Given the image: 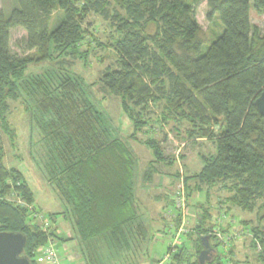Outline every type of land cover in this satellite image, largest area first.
Here are the masks:
<instances>
[{"label": "trees", "instance_id": "16d2710c", "mask_svg": "<svg viewBox=\"0 0 264 264\" xmlns=\"http://www.w3.org/2000/svg\"><path fill=\"white\" fill-rule=\"evenodd\" d=\"M16 3L9 14L0 10V232L25 234L24 255L32 264H41L35 259L40 247L58 237L56 228H44L31 218L29 207L38 209L30 184L18 167L5 163L3 136L13 145L18 138L10 116L12 102L19 99L42 135L44 177L65 206L47 216L55 226H59L58 215L69 220L83 264H141L138 253L144 245L149 258L147 247L152 241L169 231L175 239L181 227L182 212L175 210L168 216L165 211L161 232L155 236L136 205L138 156L118 134L86 78L70 69L71 61L89 62L94 47L88 44L95 38L88 37L91 30L86 24L96 14L110 28L108 40L97 41V47L112 48L116 54V66L105 68L99 84L102 92L120 98L122 110L132 122L128 137L150 149L152 166L165 161L173 164L161 140L139 138L153 120L151 103L165 102L163 123L187 120L193 125L188 137L212 140L215 151L202 154L201 169L186 176L189 208L193 193L202 192L204 186L208 197L217 186L230 192L225 198L228 211L238 208L257 216L252 247L259 246L258 260L264 264V116L255 105L264 91V37L251 22V7L264 14V0H207L209 18L219 17L224 29L206 52L196 0ZM58 11L62 17L54 27L52 18ZM15 27L27 31V48L36 58L12 52ZM85 44L87 48H83ZM42 62H55L56 67L41 73L29 70ZM217 124L220 129L215 132ZM152 179V172L146 171L144 183L148 185ZM191 180L196 182L194 186ZM166 200L164 207L174 208V200ZM196 205L194 232L182 231L174 250L172 243L167 247L166 254L172 251L168 264H200L204 236L216 253L211 261L222 264L218 244H212L209 233L214 209L196 203L194 210ZM187 242L194 244L195 253ZM103 245L109 248L105 250Z\"/></svg>", "mask_w": 264, "mask_h": 264}, {"label": "rangeland", "instance_id": "374dc122", "mask_svg": "<svg viewBox=\"0 0 264 264\" xmlns=\"http://www.w3.org/2000/svg\"><path fill=\"white\" fill-rule=\"evenodd\" d=\"M16 6V0H0V10H4L7 14ZM195 13L201 27L200 36L203 40V52H206L210 44L222 34L224 27L219 17L215 16L213 19L209 18L207 0H196ZM61 17V11L56 12L53 16L52 24L54 27L60 22ZM251 22L258 30L260 36L264 37V14L258 11L254 6L251 7ZM86 26L91 30V33H88V37L91 39L95 38V40H92L91 46L88 44L89 48L92 49L94 47L92 55L89 58L88 64H84L80 60L71 61L70 69L86 78L88 84L91 85V93H94L97 99L102 101V106L105 107L112 118L113 126L119 130L118 134H121V137L127 139L126 141L138 156L139 177L136 188L138 196L136 205L139 206L149 220V224L152 225L154 233L156 234L155 236L157 237L161 232L160 227L162 226V218L165 216L164 213L168 211V208L164 207L167 204L166 199L170 197L173 200L179 182L184 181L186 184V176L193 174V172H198L201 169L202 161L200 156L202 154L213 153L215 151L214 143L209 139L188 137L187 131L188 129H193V125L187 120L183 121L181 124L176 123L174 120L163 123L160 118L163 117L162 109L165 102L158 104L151 103L150 117L153 120L150 125L145 128V132L139 134V138L144 139L150 136L161 140L160 143L166 157L168 160L171 159L173 161V164L166 163V161L165 163L155 162L152 166L150 162L153 156L150 149L140 142L128 137L132 122L123 112L120 98L102 92L101 85L99 84V79L104 73L105 68L107 66H116V54L112 48L101 49L97 47V41L105 43L109 38L110 28L108 23L101 16L92 14ZM27 39L28 33L24 28H13L10 39L12 52L18 56L25 57L31 55L36 58V54L29 51L27 48ZM83 48H87V45L85 44ZM55 64V62H42L32 65L29 70L41 73L44 69H47V67H56ZM19 100L20 101L12 102V113L10 116L12 125L17 129L18 138L13 145L6 135L3 136L4 148L6 151L5 163L8 167H18L26 176L33 191L34 205L40 211L33 208L30 215L31 218L38 219L41 214L47 215L63 211L65 210V206L58 197L56 191L44 177L42 163L40 162L44 148L41 141L42 135H38L37 126L32 122L30 111H28L23 101H21V99ZM157 119H159V121ZM220 124L214 125L215 132L220 129ZM116 128L115 132L118 131ZM146 171L152 172L153 176L152 182L148 185L143 181ZM190 184L194 186L196 182L191 180ZM206 193L207 188L205 186L202 192L196 191L193 193L186 225H184V232L186 230L187 232H194L192 228L197 223V217L195 215L198 211V206L196 205V209L194 210V205L196 203L209 204L214 209V216L210 224L211 230L209 233L213 237L211 239L212 244H218L217 249L220 253L221 263L261 264L257 254L260 250L259 246H257L256 249L252 247V242L255 239L252 227L258 224L256 214L238 208H233L228 211L225 198L230 195V192L222 189L220 186L212 188L209 197ZM220 207L227 211L229 218L225 220L223 226L218 227L217 217L219 213H217V210H219ZM57 219L59 226H55V224L51 222L50 227L56 228L58 237H51L50 241L58 250L61 264H83V258L78 249V241L72 231L69 220L62 215H58ZM189 219H192L191 226H188ZM229 219L234 223H231ZM243 220L247 221L244 222ZM262 222L264 223V221ZM38 223L42 224L40 220ZM234 230L238 233H242V235L240 238L233 241L230 251L226 253L222 247V240L218 232L227 236ZM169 232L168 235L165 234L163 237H157L148 245L149 258L145 245L142 247L138 253V261L141 264H168V260H165L166 249L174 240V236ZM64 237L68 240L63 241L62 239H64ZM180 241L176 242V244L180 243ZM187 244L191 252L195 253L191 248L194 244L192 245L190 242H187ZM257 245H259L258 241ZM102 248L106 250L109 247L103 245ZM215 254L216 253L213 252L212 261L216 257ZM212 261L210 264H214Z\"/></svg>", "mask_w": 264, "mask_h": 264}, {"label": "built area", "instance_id": "2783aa9c", "mask_svg": "<svg viewBox=\"0 0 264 264\" xmlns=\"http://www.w3.org/2000/svg\"><path fill=\"white\" fill-rule=\"evenodd\" d=\"M187 192H186V184L184 181L179 182L178 189L176 191V194L174 196V208L170 209L167 211L168 216H173L175 210L176 211H181L182 213V223L181 227L172 242V249L176 247V242L180 241V234L183 231L184 232V225H186L187 221V216H188V210H189V205H188V200H187ZM21 202V201H20ZM22 203V202H21ZM221 206V205H220ZM30 212L33 209L32 206L29 207ZM217 213H219V216L217 217V226H223L225 223V220L229 218L227 211L220 207L219 210H217ZM40 217L38 218L40 222H42V226L47 229H51V218L47 215H39ZM230 220V219H229ZM231 223H234L232 220H230ZM232 225V224H231ZM217 227V229H218ZM220 231V230H219ZM218 235L220 236V239L222 240L221 244L222 247L224 248L225 252L227 253L230 251L232 243L234 240L237 238H240L242 233H238L235 230L231 232L230 235H224L222 233L218 232ZM51 240V239H50ZM48 241L47 244L43 245L40 247L35 259L41 263V264H61V260L59 257V253L57 248H55L54 244L51 241ZM172 252V251H171ZM171 252L167 253L165 255V260H169L171 257Z\"/></svg>", "mask_w": 264, "mask_h": 264}, {"label": "water", "instance_id": "95a60500", "mask_svg": "<svg viewBox=\"0 0 264 264\" xmlns=\"http://www.w3.org/2000/svg\"><path fill=\"white\" fill-rule=\"evenodd\" d=\"M258 111L264 116V91L255 101ZM204 248L199 254L200 264L213 258V247L207 236L203 237ZM27 245V236L21 232H0V264H32L29 257L24 255Z\"/></svg>", "mask_w": 264, "mask_h": 264}]
</instances>
